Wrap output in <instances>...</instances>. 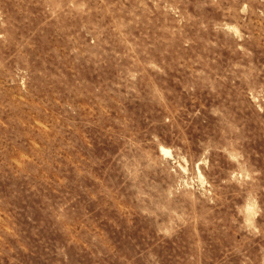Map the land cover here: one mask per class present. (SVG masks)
<instances>
[{
	"label": "rangeland",
	"instance_id": "obj_1",
	"mask_svg": "<svg viewBox=\"0 0 264 264\" xmlns=\"http://www.w3.org/2000/svg\"><path fill=\"white\" fill-rule=\"evenodd\" d=\"M0 264H264V0H0Z\"/></svg>",
	"mask_w": 264,
	"mask_h": 264
}]
</instances>
